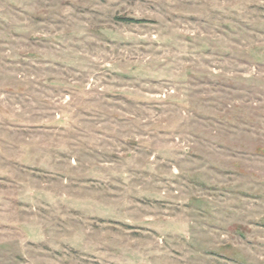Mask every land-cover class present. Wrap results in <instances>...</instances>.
<instances>
[{
    "label": "rangeland",
    "instance_id": "374dc122",
    "mask_svg": "<svg viewBox=\"0 0 264 264\" xmlns=\"http://www.w3.org/2000/svg\"><path fill=\"white\" fill-rule=\"evenodd\" d=\"M0 264H264V0H0Z\"/></svg>",
    "mask_w": 264,
    "mask_h": 264
},
{
    "label": "trees",
    "instance_id": "16d2710c",
    "mask_svg": "<svg viewBox=\"0 0 264 264\" xmlns=\"http://www.w3.org/2000/svg\"><path fill=\"white\" fill-rule=\"evenodd\" d=\"M121 19L127 22L140 21V19H135L132 17H121Z\"/></svg>",
    "mask_w": 264,
    "mask_h": 264
}]
</instances>
